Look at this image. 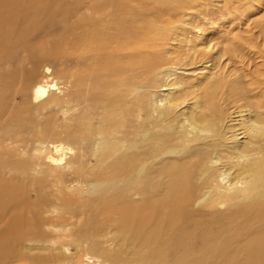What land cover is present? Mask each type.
Here are the masks:
<instances>
[{
  "label": "bare ground",
  "instance_id": "obj_1",
  "mask_svg": "<svg viewBox=\"0 0 264 264\" xmlns=\"http://www.w3.org/2000/svg\"><path fill=\"white\" fill-rule=\"evenodd\" d=\"M138 1L0 0V264H264L257 33Z\"/></svg>",
  "mask_w": 264,
  "mask_h": 264
},
{
  "label": "rangeland",
  "instance_id": "obj_2",
  "mask_svg": "<svg viewBox=\"0 0 264 264\" xmlns=\"http://www.w3.org/2000/svg\"><path fill=\"white\" fill-rule=\"evenodd\" d=\"M126 1V0H125ZM148 0H139L137 2L138 5H134L135 7H131L129 6V11L130 12H142V13H146L145 15H147V13H151L152 11H154V9H161L159 7H162L161 4L165 5L166 4H170V6H173L176 3H180V8L182 9V13H190V14H195V13H199L201 12L202 14L200 15V17H205L207 18L208 14L211 12L213 13H222L224 14V17H230L229 20L232 22H230V26L224 25L222 22L218 25L219 26V31L221 32V35L224 36V38H220V41H222L223 39H227L231 40L232 37H235L237 34H239L240 32H243V39L249 41L250 40V36L249 33L247 31H252V32H256V41L257 44L259 45V49H261V56L264 59V0H221L222 2L217 3L218 0H196L195 2H193V0H165L164 3H160V5H157L156 3H153L152 1H148ZM171 1V2H170ZM201 1V2H200ZM214 1V2H213ZM168 2V3H167ZM203 2V3H202ZM211 2V3H210ZM229 2V3H228ZM149 3V6H148ZM204 4L202 5V9L200 8L199 10H197V6H199L198 4ZM193 6H192V5ZM220 4V5H219ZM216 5V6H215ZM227 5V6H226ZM144 6L150 7V9H145ZM154 8H153V7ZM192 6V7H191ZM222 7V9H220V7ZM186 7V8H185ZM219 9H217V8ZM142 8V9H140ZM226 8V9H225ZM139 9V10H138ZM185 9V10H183ZM223 10V11H222ZM149 11V12H147ZM227 12V13H226ZM231 12V13H230ZM231 15V16H230ZM192 17V16H191ZM201 22V20H199ZM183 21L182 20H178V22L175 25H169L168 26V33L169 34H164L169 38H174L175 37V33H177V30L180 28H185L186 23L182 26ZM243 24V25H242ZM188 29V28H185ZM190 29L194 32L197 33L198 31L195 30L193 28V26H190ZM157 36V38L161 37L163 35V33H156L155 34ZM227 40V41H228ZM221 46H225V48L230 49V47L232 46V44L229 46L228 43H222L220 44ZM250 45V43H249ZM232 50V49H230ZM256 48H255V50ZM247 56H249L251 59L255 58L250 54V53H246ZM263 59H261L262 62ZM233 61V60H232ZM261 78L262 74H261ZM248 86L250 89H252L251 84L248 83ZM260 94H262V92H260ZM26 244H29V242H25ZM31 243V242H30ZM65 243H67V239H65ZM33 253V252H31ZM79 254L78 250L74 247V244H69L68 245V251L66 250V257L67 255L69 256V260H61L60 262H53L50 264H67L70 263L71 261H74V258L77 257ZM86 254L84 253V255L82 254L81 256L78 257V263L77 264H83L85 262V258ZM5 264H33L31 263L28 259H25L23 257H19V258H9L7 263Z\"/></svg>",
  "mask_w": 264,
  "mask_h": 264
}]
</instances>
